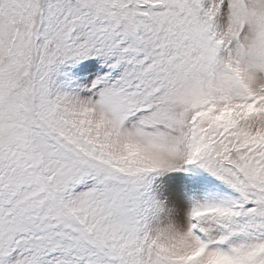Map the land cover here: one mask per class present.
I'll return each instance as SVG.
<instances>
[{"label": "snow or ice", "instance_id": "6c2138e0", "mask_svg": "<svg viewBox=\"0 0 264 264\" xmlns=\"http://www.w3.org/2000/svg\"><path fill=\"white\" fill-rule=\"evenodd\" d=\"M0 264H264V0H0Z\"/></svg>", "mask_w": 264, "mask_h": 264}]
</instances>
